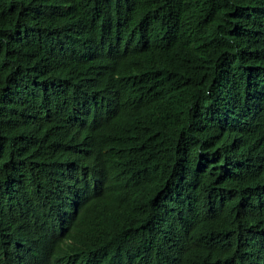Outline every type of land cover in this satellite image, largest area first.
Returning a JSON list of instances; mask_svg holds the SVG:
<instances>
[{
	"label": "trees",
	"instance_id": "obj_1",
	"mask_svg": "<svg viewBox=\"0 0 264 264\" xmlns=\"http://www.w3.org/2000/svg\"><path fill=\"white\" fill-rule=\"evenodd\" d=\"M0 264H264V0H0Z\"/></svg>",
	"mask_w": 264,
	"mask_h": 264
}]
</instances>
